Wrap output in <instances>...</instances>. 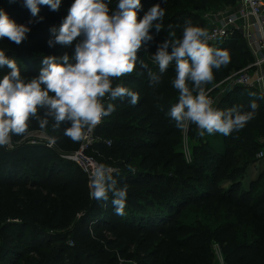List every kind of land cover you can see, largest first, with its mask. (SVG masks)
I'll use <instances>...</instances> for the list:
<instances>
[{
    "label": "trees",
    "instance_id": "obj_1",
    "mask_svg": "<svg viewBox=\"0 0 264 264\" xmlns=\"http://www.w3.org/2000/svg\"><path fill=\"white\" fill-rule=\"evenodd\" d=\"M238 1L141 0L138 18L159 3L165 11L160 21L162 27L180 38L185 21L200 27L206 10L236 6ZM73 2L61 0L58 11L39 5L38 17H32L24 0L12 3L0 0V9L10 19L30 28L27 39L20 45L0 39V50L16 60L26 81L39 76L45 57L72 56L67 47L60 45L53 50L54 44L49 46L48 41L53 39L50 29L60 27ZM105 2L115 11L118 0ZM163 33V29L158 34L153 29L154 40L146 46L147 51L142 48L138 53L154 71H158V66L153 64L151 55L157 51ZM209 46L229 51L231 61L213 70L214 80L204 85L205 91L231 70L252 61L249 46L238 33L217 47ZM9 71L6 66L0 68V79ZM174 78L173 62L161 83L150 87L147 70L137 63L132 74L113 81V86L121 84L139 95L134 106L128 98L112 101L115 111L104 117L97 129L101 140L95 144L99 162L115 168L112 175L118 181L117 186H127L123 216L115 213L111 193L107 202L93 199L87 174L60 156L70 151L69 142L62 140L56 151L42 143L28 144L29 139L11 150L0 147V264H117L119 256L125 258L131 248L109 240L105 248L90 239L86 229L99 233L120 228L135 236L133 239L161 234L160 254L175 253L174 264H208L205 257L212 254L213 240L224 246L227 264L264 263V158L253 157L264 148L260 142L264 137V99H260L263 94L237 87L217 97L213 107L221 110L238 105L242 111H249L253 99L259 108L240 131L229 136L205 133L201 137L195 125L182 131L168 116L171 106L178 102L179 93L172 87ZM250 92H255L256 97H250ZM104 102L106 106V98ZM53 124L49 118L44 130L56 139H64V125L56 129ZM35 128L40 127L33 119L29 130ZM185 137L192 145L190 161L183 150ZM12 138L17 142L21 136ZM107 140H111V145L106 144ZM241 149L249 154L243 162L234 154ZM85 225L90 228L84 229ZM236 231L241 232L247 243L241 240L230 243L228 233L235 236ZM137 245L140 249L141 242ZM146 249L141 252H147ZM138 253L128 255L122 264H161V255L153 263Z\"/></svg>",
    "mask_w": 264,
    "mask_h": 264
},
{
    "label": "clouds",
    "instance_id": "obj_2",
    "mask_svg": "<svg viewBox=\"0 0 264 264\" xmlns=\"http://www.w3.org/2000/svg\"><path fill=\"white\" fill-rule=\"evenodd\" d=\"M60 4L61 0H24L32 17H38L39 5L58 11ZM141 7V0H118L112 11L105 0H74L60 27L50 29L53 39L48 41L49 46L64 47L75 42L73 55L45 57L39 76L28 81L22 78L16 60L0 50V68L10 69L0 79V147L8 146L13 136L27 134L33 119L41 129L47 127L49 118L56 129L67 124L66 137L73 142L85 140L104 117L115 111L112 101L128 98L131 105L138 103L136 92L121 84L113 86L114 80L132 74L137 63L147 70L150 87L159 85L163 74L175 63L172 87L179 95L168 116L178 129L186 131L189 125H195L201 137L205 133L229 136L243 129L256 115L259 108L256 100L250 101L249 111H242L238 105L221 110L213 107L204 88L213 82L214 69L230 63L229 51L209 46L211 37L207 30L188 20L182 37L176 38L172 32L157 45V51L151 55L153 64L158 66V71H154L138 53L142 48L147 51L146 46L154 40L153 29L157 34L163 29L160 21L165 11L157 3L138 18ZM29 32V27L17 24L0 9V39L20 45ZM50 142L54 143L55 138ZM112 172L103 165L91 172L90 196L107 202L111 193L115 213L123 216L127 186L118 187Z\"/></svg>",
    "mask_w": 264,
    "mask_h": 264
},
{
    "label": "built area",
    "instance_id": "obj_3",
    "mask_svg": "<svg viewBox=\"0 0 264 264\" xmlns=\"http://www.w3.org/2000/svg\"><path fill=\"white\" fill-rule=\"evenodd\" d=\"M203 18L212 21L207 31L211 37L209 45L217 47L238 33L247 42L252 55V61L247 65L231 70L223 80L206 91L213 105L217 97L237 87L254 89L264 95V0H239L236 6H224L217 12L207 11ZM103 119L83 141L80 149L74 155L68 156L87 173L89 182L91 172L100 166L89 151L101 140L97 129ZM106 144L111 145V140H107ZM263 155L264 152L261 151L259 156Z\"/></svg>",
    "mask_w": 264,
    "mask_h": 264
},
{
    "label": "rangeland",
    "instance_id": "obj_4",
    "mask_svg": "<svg viewBox=\"0 0 264 264\" xmlns=\"http://www.w3.org/2000/svg\"><path fill=\"white\" fill-rule=\"evenodd\" d=\"M220 9H221L220 7L218 8L217 6H215V7H213L210 10L217 12ZM206 21H208V22H206ZM211 24H212V21L211 20H205L203 18V16L201 17V21H200V27L201 28H203V29H205V30L208 31L209 28H210V26H211ZM163 31H164V33H163L161 42H163L169 36V34H168L169 31H167L164 28H163ZM74 44H75V42L73 43L72 46H69V47L66 48V49H69V51L72 53V55L74 53ZM58 46H60V45L54 44L53 45V47H54L53 50H56V48ZM57 58H60V57H57ZM63 125H64V128H63V132H64V129L68 125L67 124H63ZM53 138H55V137L53 135H51L48 131L44 130V129H40V128L30 129L28 131V133L25 134L24 136H21V138L19 140H17V142L16 141L14 142L13 141V138H12V142L8 146H6V150L14 149V148H16V146L21 145L22 142H26V140L29 139V141H27L28 144L42 143V145H44L45 147L50 148L53 151H56V148H58V145H60L61 143H63V141H65V142H69L70 151L60 153V156L63 159H65L67 161H70V162L74 163L75 165H77L79 167V165L75 161H73L70 158H68V156L74 155L80 149L81 144L83 143L84 140H82L80 142H73L71 139H69L68 137L65 136L64 139L63 138H58V139L55 138V142L54 143H51L50 141ZM260 142H262L264 144V137H261V141ZM191 146H192L191 145V141L187 137H185V139H184V145H183V150H184L185 155H186V158L188 160L191 158ZM95 150H96L95 149V146L94 147L92 146L91 149H90V151H89V153L91 155H93L94 157H95V153H94ZM244 150L245 149H241V150H238L236 153H234L236 155V157L240 156V161L241 162H243L245 158L246 159L249 158V154L247 152H244ZM261 151L264 152V148H262V150L258 151L256 155L254 153L253 154V157H256V158H259V159L264 158V155L262 157L259 156V153ZM97 161L99 162L100 160L97 159ZM100 165H102V164L100 163ZM108 168H112L113 172L115 171V168L114 167H108ZM255 170L256 169L254 167V169H253V175H255ZM88 185L90 186L89 178H88ZM254 191H255V189H254ZM45 214H46V218L48 219L49 218L48 217V213H45ZM84 227H85L84 229L90 228V226H87L86 227V225ZM71 228H73V226ZM58 229H59V231H62L60 228H58ZM87 230L88 229H86V232H88L90 234V239L97 241L98 245H105L107 240L112 241V242L116 241L117 244H118V246L119 245H123V246L124 245H127V246H129V248H131V250L127 253L129 256L131 254H133L134 251H138L139 252L138 253L139 256H141L144 259H149L150 262H153L154 259L157 258L156 256L161 255L160 256V258H161L160 259V263L161 264H174V262H173L174 259L173 258L175 257L174 256L175 253H173L171 251V254H167V255L164 254V256H163V254H160L161 247L163 246V242H162L163 236L161 234H157V235L153 236L152 238H151V236H142V237L136 236L137 238L136 239H133V238H135V236L130 235L128 231H126V230H124L122 228H120L118 230L116 229L115 232L108 231V230H102L99 233H95L93 231V229H90L89 231H87ZM228 235H229V238L231 240L230 243L236 242L237 240H241L243 243L244 242L247 243L246 239L244 237H242L241 232H237L236 231V235L235 236L232 234V232L231 233H228ZM138 242H141L140 249H137L136 248L138 246L137 245ZM220 242L221 241H217V240L214 241L213 240L212 245L210 246V250H211V253L212 254L210 256L207 255V258L205 257V259H207L209 261L208 264H227V262L225 261V258H224V253H225L224 252V246H222ZM72 244L73 243L70 242V245H72ZM167 244L164 246V249H166V251L169 248V246H171L169 244H168L169 245L168 246ZM107 245H105L104 247L106 248ZM147 246H149V247H147ZM143 248H147L146 250H148V251L142 253L141 251L143 250ZM244 250H246V248ZM202 252H205V251H202ZM119 255H120V253H119ZM128 255H126L125 258L119 256V258H118L119 260L117 259L116 263L117 264L118 263L119 264L125 263L126 262V258L129 257ZM169 257H171V259H169Z\"/></svg>",
    "mask_w": 264,
    "mask_h": 264
},
{
    "label": "crops",
    "instance_id": "obj_5",
    "mask_svg": "<svg viewBox=\"0 0 264 264\" xmlns=\"http://www.w3.org/2000/svg\"><path fill=\"white\" fill-rule=\"evenodd\" d=\"M220 8H221V7H220ZM207 11H210V9H209V10H206L205 12H207ZM205 12H204V13H205ZM206 22H208V21H206Z\"/></svg>",
    "mask_w": 264,
    "mask_h": 264
}]
</instances>
